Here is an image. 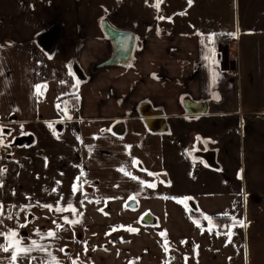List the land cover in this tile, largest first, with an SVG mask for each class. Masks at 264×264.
Returning <instances> with one entry per match:
<instances>
[{"label":"crops","instance_id":"crops-1","mask_svg":"<svg viewBox=\"0 0 264 264\" xmlns=\"http://www.w3.org/2000/svg\"><path fill=\"white\" fill-rule=\"evenodd\" d=\"M155 2L0 0V233L36 240L61 264H264V0ZM104 21L135 36L128 65L94 69L112 53ZM55 27L45 52L37 41ZM213 34L236 43L216 47ZM185 99L206 113L188 116ZM143 103L164 132L145 127ZM26 135L31 146H10ZM205 216L246 227H231L229 242L232 225ZM49 230L55 238L36 234Z\"/></svg>","mask_w":264,"mask_h":264},{"label":"water","instance_id":"water-1","mask_svg":"<svg viewBox=\"0 0 264 264\" xmlns=\"http://www.w3.org/2000/svg\"><path fill=\"white\" fill-rule=\"evenodd\" d=\"M103 31L111 44L112 53L110 58L99 64L94 69L100 70L103 68H108L112 66H126L131 61L133 53L136 46V38L133 34L119 31L111 27L107 22H103ZM60 35V29L55 27L51 28L45 34H43L37 42H39L40 47L45 52H51L55 43L57 42ZM183 105L188 116H200L204 115L207 109L205 103H193L189 100H183ZM138 114L142 117L145 127L151 132L159 133L165 131V122L162 119V114L159 111L153 110L148 103H143L138 108ZM3 133H8V130H4ZM33 143V137L30 135L21 136L15 138L11 143V147H22L31 146ZM207 164L214 166L213 154L203 156ZM126 207L128 209H135L136 204L133 200H128L126 202ZM191 207V206H190ZM193 208V205L192 207ZM141 224L143 226H151L154 224L155 220L149 214L141 216Z\"/></svg>","mask_w":264,"mask_h":264},{"label":"snow or ice","instance_id":"snow-or-ice-1","mask_svg":"<svg viewBox=\"0 0 264 264\" xmlns=\"http://www.w3.org/2000/svg\"><path fill=\"white\" fill-rule=\"evenodd\" d=\"M162 2V0H156L155 4L153 5L155 8L159 9L160 7V3ZM189 4H191V0H189ZM161 19H164L163 17H161ZM215 34H213V36H209L208 40L209 43H213V37ZM206 59H211L213 63H215V58H214V52L212 49H209V55L205 57ZM77 83H79V81H77ZM42 87H46V86H41V85H36V92L37 94L40 93V89ZM218 99V97H217ZM66 114V113H65ZM67 118H71V117H67ZM51 127V125H50ZM3 134V129L0 128V136H2ZM199 140V137L197 138ZM0 145H2V139H0ZM136 163V162H134ZM3 169H0V173H2ZM121 171H124L123 169H121ZM124 174L130 175V173L128 172H124ZM149 175H154L152 173H149ZM133 179H135V177H132ZM141 183H143V181H141ZM148 187H155L154 184H148ZM77 189L75 186H73V191L75 192ZM134 199V198H133ZM191 199L190 197H185L183 198V200H178V203H184L186 200ZM10 207H14V206H10ZM43 207H47L50 210L52 209L51 205H44ZM69 208H71V205H69ZM23 210V209H21ZM68 209H62V208H57L56 211L58 212H62V211H67ZM72 212L75 214V209H71ZM4 206L2 204H0V217L4 216ZM225 215H227L225 213ZM8 219H11V213L8 214ZM205 220H210L211 218L208 216L204 217ZM234 221V224L232 226L229 227V231L226 233V235L229 238V242H231V236H232V232H231V227H234L236 224H238L241 227H246L245 223L243 220H239L237 221L235 217L231 218ZM65 223L68 224H75L78 223L79 221H69L67 217L64 218ZM0 223H2V219H0ZM55 223V221H54ZM197 223V226H199V223ZM24 225H21V227H23ZM61 226L57 225V228L59 229ZM115 230V229H114ZM128 231L131 232H136L138 231L135 228H128ZM38 236H40L41 239H45V238H55L56 237V232L49 230L47 233L42 234L39 231H37L36 233ZM161 236H164L165 233H160ZM0 236H4L5 239L7 240L6 244H0V251L2 252H6V253H10V256L8 257V264H18V261H22L24 259H28L29 260V264H31L32 260H35L36 257H32L30 254L33 251H40L45 253L48 257H50V259L47 261V264H61V262L54 256H52V254L48 251L47 247L45 245L39 244L36 240H32L30 244H25L24 241L19 237L18 232L14 231V230H9L7 233H0ZM167 247H165V251H167ZM60 251H64L63 249H60ZM85 251H87V249H85ZM72 264H78V262L76 260L72 261Z\"/></svg>","mask_w":264,"mask_h":264},{"label":"trees","instance_id":"trees-1","mask_svg":"<svg viewBox=\"0 0 264 264\" xmlns=\"http://www.w3.org/2000/svg\"><path fill=\"white\" fill-rule=\"evenodd\" d=\"M73 99H76V98H73ZM74 103L75 102H73V104ZM190 215H192L193 217H196V218L200 217V214H198V210L196 208H191V214ZM210 222H211V226L212 227H214V228H216V229H218L220 231H224L227 227L232 225L231 220L228 219V218H212L210 220Z\"/></svg>","mask_w":264,"mask_h":264},{"label":"built area","instance_id":"built-area-1","mask_svg":"<svg viewBox=\"0 0 264 264\" xmlns=\"http://www.w3.org/2000/svg\"><path fill=\"white\" fill-rule=\"evenodd\" d=\"M235 40L232 38H229L227 36H216L214 38V44L216 45V47L219 48H225V49H230L231 47H233L235 45Z\"/></svg>","mask_w":264,"mask_h":264},{"label":"rangeland","instance_id":"rangeland-1","mask_svg":"<svg viewBox=\"0 0 264 264\" xmlns=\"http://www.w3.org/2000/svg\"><path fill=\"white\" fill-rule=\"evenodd\" d=\"M231 67H232V64H231ZM15 131H16V130H14V131H13V134L10 135V138H11V139L14 137V134L16 133ZM164 246L166 247L167 244L165 243Z\"/></svg>","mask_w":264,"mask_h":264},{"label":"flooded vegetation","instance_id":"flooded-vegetation-1","mask_svg":"<svg viewBox=\"0 0 264 264\" xmlns=\"http://www.w3.org/2000/svg\"><path fill=\"white\" fill-rule=\"evenodd\" d=\"M19 137H21V136H19ZM16 138H18V137H16ZM14 139H15V138H14ZM14 139H13V140H14ZM13 140H12V142H13ZM12 142H11V143H12ZM22 147H23V146H22ZM76 261L78 262V264H82V263L80 262V260H76Z\"/></svg>","mask_w":264,"mask_h":264}]
</instances>
